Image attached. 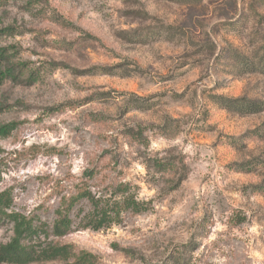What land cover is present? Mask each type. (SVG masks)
<instances>
[{"label":"rangeland","instance_id":"1","mask_svg":"<svg viewBox=\"0 0 264 264\" xmlns=\"http://www.w3.org/2000/svg\"><path fill=\"white\" fill-rule=\"evenodd\" d=\"M0 29V248L14 215L25 264H264V0H3Z\"/></svg>","mask_w":264,"mask_h":264},{"label":"trees","instance_id":"2","mask_svg":"<svg viewBox=\"0 0 264 264\" xmlns=\"http://www.w3.org/2000/svg\"><path fill=\"white\" fill-rule=\"evenodd\" d=\"M3 0H0V3ZM5 29H0V33H3ZM5 49L0 48V83H2L3 80L9 79V78H15L14 76V70L12 69H5L2 70V64L7 61V55L4 53ZM218 104L225 110L233 111L238 114H255L260 111H262V105L251 99H247L244 97L241 98H226L219 96L217 98ZM16 128L15 123H8V124H2L0 125V137H6L8 136L14 129ZM255 136V135H253ZM256 188L260 189V191H263V185L256 186ZM126 189V188H124ZM86 199L87 201L92 202V197L89 192L82 190L75 195H71L68 197V199H64L62 206L65 205V207L60 208L57 211V218L54 221L53 224V232L56 236H61L63 233L68 231L70 229V220L68 213L71 210V208L78 203L80 200ZM120 205V206H119ZM9 206V202L6 197L1 198L0 197V213L2 212V209ZM119 206V210L115 211L116 214L119 213L120 207L121 210L124 211H130L132 213H140L141 212V203L134 200L132 197H126L123 199V202L120 204H117V207ZM115 210V209H114ZM10 217V216H9ZM98 216L95 217V219L88 223V227H90L93 230H98L103 226H106L111 221L108 212H101L99 218ZM14 223V236L12 240L2 246L0 248V263H9V264H25L30 262V256L32 254L31 247L25 245L23 241V237L28 234H34V229H30L28 224L24 222L23 219L17 218V216H11L10 217ZM22 239V241H21ZM59 249V248H57ZM92 258L88 253L80 252L78 254V257L76 258L77 264H91Z\"/></svg>","mask_w":264,"mask_h":264}]
</instances>
